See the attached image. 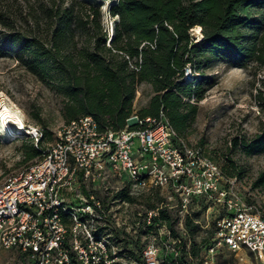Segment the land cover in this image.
I'll return each mask as SVG.
<instances>
[{
    "label": "built area",
    "instance_id": "1",
    "mask_svg": "<svg viewBox=\"0 0 264 264\" xmlns=\"http://www.w3.org/2000/svg\"><path fill=\"white\" fill-rule=\"evenodd\" d=\"M193 78L186 66L182 81ZM127 123L120 131L100 132L91 116L72 120L38 162L6 178L0 184V248L25 254L29 264H185L174 226L159 213L172 210L182 229L192 205L204 201L222 211L202 247V264H211L221 247L241 261L264 264V217L231 195L219 166L184 144L163 115ZM124 189L135 196L169 194L137 223L144 240L137 254L120 248L119 233L131 235L129 222L119 217L126 218L127 210L117 205Z\"/></svg>",
    "mask_w": 264,
    "mask_h": 264
},
{
    "label": "rangeland",
    "instance_id": "2",
    "mask_svg": "<svg viewBox=\"0 0 264 264\" xmlns=\"http://www.w3.org/2000/svg\"><path fill=\"white\" fill-rule=\"evenodd\" d=\"M114 1L0 0V109L7 108L18 114L25 127L31 130L29 135L7 140L0 135V184L10 175L38 162L67 123L64 109L69 100L54 81H42L32 73L34 60L31 51L34 49H25V39L18 38L27 36L36 42L49 40L53 25L46 13L56 8L72 7L75 14H84L89 8L94 12L99 10L103 25L110 31L113 17L108 9ZM189 34L195 44L201 41L196 38L193 29ZM74 40L77 42L75 56L85 46L86 37L82 29L76 30ZM196 73L192 90L197 94L183 99L196 111L192 116L190 108L183 107L182 111L189 113V122L180 139L187 146L199 148L204 156L213 160L228 182L231 195L264 217V152L247 154L245 148L261 137L264 131V102L259 98L260 93L264 96V67L258 63H247L242 67L229 65L217 59L211 61L207 68L196 70ZM151 96L149 85L142 83L137 87L131 117L138 116ZM134 122L131 119L128 123ZM38 142H42V147ZM30 149L39 150L40 155L24 162L23 157L29 155ZM123 185L118 181L110 183V186L119 188ZM160 192L135 196L124 189L116 196L119 211L127 210L126 218L122 214L119 217L129 222L125 230L131 234L128 235L130 239L122 232L119 238L123 241L120 248L128 255L137 254L142 249L144 240L140 238L137 223L142 221L146 211L155 208L169 195ZM221 211L214 202L203 201L198 206L192 205L190 217L183 219L182 229L173 225L181 241L182 263L202 264L205 258L202 247L210 237L212 221ZM169 212L172 215L173 211ZM187 220H190L191 231ZM191 245L198 250L197 256L189 255ZM240 257L221 247L211 264H259L250 257L242 261ZM0 264H29V261L25 254L17 250L0 248Z\"/></svg>",
    "mask_w": 264,
    "mask_h": 264
},
{
    "label": "trees",
    "instance_id": "3",
    "mask_svg": "<svg viewBox=\"0 0 264 264\" xmlns=\"http://www.w3.org/2000/svg\"><path fill=\"white\" fill-rule=\"evenodd\" d=\"M87 12L51 9L46 13L53 25L49 40L18 38L25 39V49H34L32 73L42 81H54L69 100L64 109L67 123L91 116L100 132L124 129L133 114L136 89L145 83L152 96L137 117L163 115L181 138L189 122L183 107L188 106L192 116L196 111L183 102L197 94L192 90L196 70L217 59L229 65L264 67V0H116L108 9L113 17L110 33L99 10ZM196 26L202 33L198 44L189 34ZM78 29L86 42L74 56ZM186 66L194 74L191 82L182 81ZM259 98L264 102L262 93ZM135 127V122L129 125ZM245 148L247 154L264 152V131ZM30 150L24 162L40 155L39 150ZM159 215L172 229L174 216L167 209ZM197 253L191 245L189 255Z\"/></svg>",
    "mask_w": 264,
    "mask_h": 264
},
{
    "label": "bare ground",
    "instance_id": "4",
    "mask_svg": "<svg viewBox=\"0 0 264 264\" xmlns=\"http://www.w3.org/2000/svg\"><path fill=\"white\" fill-rule=\"evenodd\" d=\"M193 32L198 40L202 39L201 28L199 26L193 28ZM21 118L18 114L7 108L0 109V135L7 140L16 136L31 134V130L25 127Z\"/></svg>",
    "mask_w": 264,
    "mask_h": 264
}]
</instances>
